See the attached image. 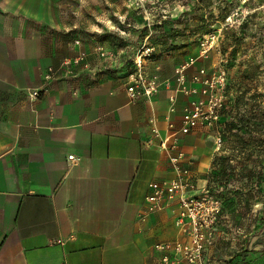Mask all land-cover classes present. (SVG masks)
I'll use <instances>...</instances> for the list:
<instances>
[{"label": "crops", "instance_id": "0c3cea01", "mask_svg": "<svg viewBox=\"0 0 264 264\" xmlns=\"http://www.w3.org/2000/svg\"><path fill=\"white\" fill-rule=\"evenodd\" d=\"M62 2L0 0V264H160L157 244L180 237L178 205L150 212L146 197L175 176L161 140L188 98L178 92L171 109L167 85L131 98L122 60L107 65L77 38L97 22L92 4ZM258 14L264 26V0ZM210 129L180 143L195 194L208 184ZM221 236L216 225L212 246ZM259 246L264 264V226Z\"/></svg>", "mask_w": 264, "mask_h": 264}, {"label": "rangeland", "instance_id": "374dc122", "mask_svg": "<svg viewBox=\"0 0 264 264\" xmlns=\"http://www.w3.org/2000/svg\"><path fill=\"white\" fill-rule=\"evenodd\" d=\"M62 1L92 4L89 14L97 22L77 38L90 43L92 53L107 65L122 60L130 73L143 45L154 49L147 71L163 82L172 81L174 67L190 59L195 63L190 74L201 65L226 69L220 119L202 125L214 133L205 190L220 199L215 227L222 233L212 246L214 228L205 254L215 256L218 264H259L264 226V26L259 0ZM101 15L112 22L100 20ZM212 32L219 35V47L202 57L199 39ZM228 199L234 200L233 207L227 208Z\"/></svg>", "mask_w": 264, "mask_h": 264}, {"label": "built area", "instance_id": "2783aa9c", "mask_svg": "<svg viewBox=\"0 0 264 264\" xmlns=\"http://www.w3.org/2000/svg\"><path fill=\"white\" fill-rule=\"evenodd\" d=\"M75 42L79 44L80 40ZM198 47L202 57L208 56L218 49L219 35L212 32L200 37ZM153 50V47L142 45L135 53V67L128 74L127 80L130 97L151 99L163 85H167L174 88V92L169 96L171 109H175L178 92L188 98L182 107L179 123L169 120L168 134L161 140L162 147L169 153L175 176L151 181L150 193L146 197L150 212L165 209L172 202L178 205L176 224L179 227L180 237L174 241L157 244L156 247L161 253L160 264H211L205 250L211 242L210 238L220 214L221 202L208 190L198 194L191 192L195 180L190 168L183 165L187 157L180 143L183 135L192 132L200 125H212L220 119L227 85V71L222 66L208 70L201 65L190 74L189 70L195 64L194 60L190 59L174 67L172 81L163 82L156 74L147 71V60ZM104 54L105 51L102 52V55ZM84 57L85 52L82 51L74 62L84 61ZM39 93L37 90L33 94L38 96ZM69 157L74 158L73 155Z\"/></svg>", "mask_w": 264, "mask_h": 264}, {"label": "trees", "instance_id": "16d2710c", "mask_svg": "<svg viewBox=\"0 0 264 264\" xmlns=\"http://www.w3.org/2000/svg\"><path fill=\"white\" fill-rule=\"evenodd\" d=\"M229 207H233L234 206V200L233 199H228L227 201V208Z\"/></svg>", "mask_w": 264, "mask_h": 264}]
</instances>
